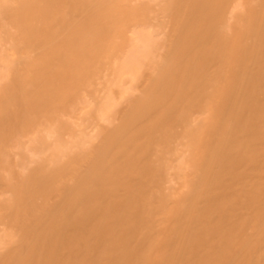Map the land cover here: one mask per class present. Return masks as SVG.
Masks as SVG:
<instances>
[{"label": "bare ground", "instance_id": "obj_1", "mask_svg": "<svg viewBox=\"0 0 264 264\" xmlns=\"http://www.w3.org/2000/svg\"><path fill=\"white\" fill-rule=\"evenodd\" d=\"M0 264H264V0H0Z\"/></svg>", "mask_w": 264, "mask_h": 264}]
</instances>
